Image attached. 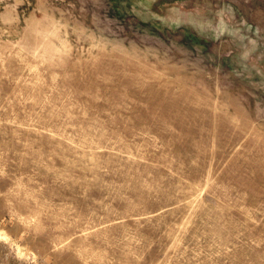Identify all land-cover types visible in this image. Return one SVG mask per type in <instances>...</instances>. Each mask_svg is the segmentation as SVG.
Returning a JSON list of instances; mask_svg holds the SVG:
<instances>
[{"label": "rangeland", "instance_id": "obj_1", "mask_svg": "<svg viewBox=\"0 0 264 264\" xmlns=\"http://www.w3.org/2000/svg\"><path fill=\"white\" fill-rule=\"evenodd\" d=\"M0 264H264V0H0Z\"/></svg>", "mask_w": 264, "mask_h": 264}]
</instances>
